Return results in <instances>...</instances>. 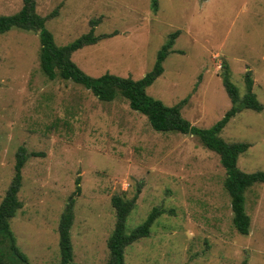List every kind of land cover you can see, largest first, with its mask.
Segmentation results:
<instances>
[{
  "label": "rangeland",
  "instance_id": "obj_1",
  "mask_svg": "<svg viewBox=\"0 0 264 264\" xmlns=\"http://www.w3.org/2000/svg\"><path fill=\"white\" fill-rule=\"evenodd\" d=\"M35 2L55 45L91 29L99 36L71 55L92 77L142 78L177 33L162 74L146 93L168 106L187 97L181 114L197 128L212 127L232 106L221 64L228 65L240 98L250 70L252 93L262 108L238 110L219 136L248 144L238 169L264 172V0ZM22 3L0 0V16L17 13ZM40 48L36 32L0 33V203L23 147L22 205L10 228L31 264H60L58 226L68 204L73 261L108 264L116 222L111 198L135 194L126 232L152 209L163 212L148 236L125 247L123 264H264V183L245 191L250 225L248 233H240L218 154L190 132L154 130L120 92L102 100L70 79H49L40 67Z\"/></svg>",
  "mask_w": 264,
  "mask_h": 264
},
{
  "label": "trees",
  "instance_id": "obj_2",
  "mask_svg": "<svg viewBox=\"0 0 264 264\" xmlns=\"http://www.w3.org/2000/svg\"><path fill=\"white\" fill-rule=\"evenodd\" d=\"M20 10L12 15L0 16V33L11 28H19L36 32L40 38V67L49 79L61 77L70 79L83 85L95 96L102 100H112L117 92L128 99L132 109L146 115L151 127L156 131H178L181 133H192L208 149L219 155L221 165L225 169L226 177L224 187L230 195L232 221L235 228L243 234L248 233L250 218L245 211V191L255 183H264V172H243L237 168V159L240 153L248 148L247 143H228L219 136L221 130L229 119L242 108L260 110L262 105L252 93L253 79L250 70L246 71L244 82L246 92L242 98L239 97L237 87L229 79V69L226 63H222L221 76L224 86L232 101L231 108L212 127L207 129L192 126L181 114V108L187 97L174 105H165L162 101L149 96L146 87L154 82L163 72L162 62L172 47L173 33L168 37L161 49L157 52L153 69L142 78L134 80L131 77H121L106 73L99 77H92L82 71L72 60L74 51L85 45L96 43L99 36L91 29L87 34L81 35L69 44L57 46L52 34L44 27V18L36 12L35 0H22ZM155 4V3H154ZM156 10V9H155ZM94 24V21H91ZM111 35V34H108ZM108 35H103L107 37ZM27 160V153L23 147H19L16 153L14 166V177L10 187L7 189L0 203V264H31L27 257L19 250L16 240L10 228V219L15 215L17 209L22 205L18 199L21 186V169ZM75 195L80 194L79 179L76 180ZM72 199V198H71ZM137 199V194L131 199H124L119 195L111 198L115 208L116 222L112 234L108 240L110 258L108 264H123L125 247L136 239L148 236L155 218L163 210L154 208L146 219L137 227L126 232V218L132 210ZM71 204L67 205L65 212L61 215L58 234L60 247V264H76L73 261L70 227L72 224Z\"/></svg>",
  "mask_w": 264,
  "mask_h": 264
}]
</instances>
